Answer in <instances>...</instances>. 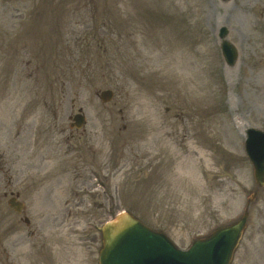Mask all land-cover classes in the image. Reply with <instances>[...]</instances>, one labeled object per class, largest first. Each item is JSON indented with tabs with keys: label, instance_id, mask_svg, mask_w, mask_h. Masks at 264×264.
Listing matches in <instances>:
<instances>
[{
	"label": "rangeland",
	"instance_id": "rangeland-1",
	"mask_svg": "<svg viewBox=\"0 0 264 264\" xmlns=\"http://www.w3.org/2000/svg\"><path fill=\"white\" fill-rule=\"evenodd\" d=\"M249 127L264 129V0H0V151L24 205L0 199V264H97L123 211L186 249L245 207L231 264H264ZM11 151L50 172L19 175Z\"/></svg>",
	"mask_w": 264,
	"mask_h": 264
},
{
	"label": "water",
	"instance_id": "water-1",
	"mask_svg": "<svg viewBox=\"0 0 264 264\" xmlns=\"http://www.w3.org/2000/svg\"><path fill=\"white\" fill-rule=\"evenodd\" d=\"M227 1V0H222ZM226 28H221V51L228 65L237 52L225 40ZM110 92L101 99L106 102ZM246 154L254 169L258 186L264 184V131L250 129L245 141ZM247 212L234 224L213 231L208 237L193 241L189 249L181 251L162 233L144 226L128 213L107 222L101 229L102 249L99 264H229L245 228Z\"/></svg>",
	"mask_w": 264,
	"mask_h": 264
},
{
	"label": "flooded vegetation",
	"instance_id": "flooded-vegetation-1",
	"mask_svg": "<svg viewBox=\"0 0 264 264\" xmlns=\"http://www.w3.org/2000/svg\"><path fill=\"white\" fill-rule=\"evenodd\" d=\"M1 160L2 159H1V155H0V161ZM3 167H4V163H0V169L6 172V177H7L6 179H4V181L6 180V182H7L6 183L7 187H5L6 190L3 191V197L10 196L11 198L16 197L18 199L19 192L14 189L12 177H11V175H9L10 169H4ZM12 189H14V190H12Z\"/></svg>",
	"mask_w": 264,
	"mask_h": 264
}]
</instances>
